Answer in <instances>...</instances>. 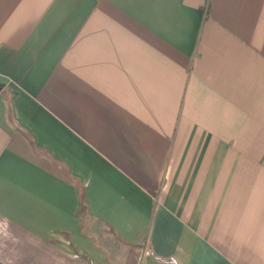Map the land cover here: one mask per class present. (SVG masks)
<instances>
[{
  "label": "crops",
  "instance_id": "obj_1",
  "mask_svg": "<svg viewBox=\"0 0 264 264\" xmlns=\"http://www.w3.org/2000/svg\"><path fill=\"white\" fill-rule=\"evenodd\" d=\"M0 264H264V0H0Z\"/></svg>",
  "mask_w": 264,
  "mask_h": 264
}]
</instances>
